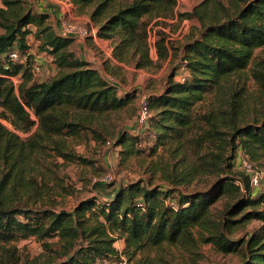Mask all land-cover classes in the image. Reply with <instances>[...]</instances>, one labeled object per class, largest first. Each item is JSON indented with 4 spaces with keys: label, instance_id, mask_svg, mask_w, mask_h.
<instances>
[{
    "label": "trees",
    "instance_id": "1",
    "mask_svg": "<svg viewBox=\"0 0 264 264\" xmlns=\"http://www.w3.org/2000/svg\"><path fill=\"white\" fill-rule=\"evenodd\" d=\"M73 1L94 6L91 17L100 36L111 40L118 61L148 68L161 66L169 56L167 35L160 31L159 60L152 58L149 32L157 18L174 14L177 0ZM188 15L200 22L184 44L182 63L189 74L176 80L177 73H171L163 91L149 97L147 124L119 130L116 138V145L129 150L139 144L140 134L152 130L153 151H170L152 170L164 183L139 179L118 187L107 201L90 196L68 211L38 205L46 190L41 191L36 178L27 177L30 162L48 153L49 143L56 156L81 159L58 137L79 135L94 123L102 126L92 129L95 137L114 134L123 113L132 114L136 92L122 90L80 57L73 47L76 37L59 34L49 12L34 11L27 0H3L0 116L23 131H31L36 122L38 128L22 138L0 123V243L33 236L51 250L47 240L58 238V248L50 254L23 264H98L121 255L118 239L130 259L166 243H211L221 253L237 254L236 264H264V182L252 188L250 174L235 163L241 153L264 157V106L250 110L255 96L246 86L254 80L264 97V0H203ZM30 34L56 65L49 79L34 76ZM14 50L19 61L10 56ZM234 76L242 81L240 87L233 84ZM211 93L219 104L216 113L198 114L195 106ZM223 126L229 131L223 132ZM200 173L216 177L212 189L179 190ZM253 220L261 222L258 228L236 236ZM14 256L8 249L0 264H18Z\"/></svg>",
    "mask_w": 264,
    "mask_h": 264
},
{
    "label": "rangeland",
    "instance_id": "2",
    "mask_svg": "<svg viewBox=\"0 0 264 264\" xmlns=\"http://www.w3.org/2000/svg\"><path fill=\"white\" fill-rule=\"evenodd\" d=\"M57 0H27L28 5L33 8L34 11H48V5ZM123 1V0H119ZM203 0H177L174 14L170 16H161L156 19L158 23L152 22L149 32V42L151 47V56L155 61L159 60L158 47L156 45L157 40L160 38V31H163L167 35V44L169 47V56L162 60L161 66L152 65L148 68L137 67L133 63H124L121 68L115 64L112 74L120 72V79L123 87L127 90H133L136 92L133 107L130 109L131 115L123 113L124 118L118 122L116 131L112 135H105V138L95 137L92 132L93 128L101 129L100 123H94L91 128L84 129L81 134L72 136L64 135L63 138H59L65 143L66 148L76 153V155L82 157L81 159H66L55 155V150L51 148L52 143H49V147L46 148L47 152L38 155L37 159L30 162V169L27 172V177L32 179L36 178L39 182V187L42 196H39V206L43 208L52 209H65L72 211L77 204L88 197L98 196L99 200L107 201L108 197L115 192V190L121 185L127 183L145 179V182L153 179L154 183L163 184L164 180L160 179L158 175L153 177L152 170L155 167L154 164L160 163V159H168L170 151L167 148L159 147L157 151H153L155 143L154 133L151 130L146 131L144 134H140L141 140L137 145H131V151L126 150L123 145H116L117 133L119 130L129 128L135 130V126L138 124V112H139V94L144 91L151 95L153 93H161L165 88L168 81V76L174 71L177 73L175 79H183L189 74L186 67H183L182 58L184 57V44L187 42V37L191 34L197 33V25L199 20L196 17L189 16L188 14L193 12L194 9ZM226 1V0H225ZM62 5L65 0H58ZM73 2V8L71 13L68 14V9L64 7V17L77 20L82 14H85L91 21L96 22L91 17V12L94 8L92 4L82 5L80 10L77 3ZM0 6H3V0H0ZM59 7V6H58ZM61 9V8H59ZM52 24V21H50ZM81 24L91 27L90 23L79 21ZM56 31H60V27H56L53 21ZM31 28H34L33 24H30ZM100 39L98 48H92L95 52L96 58L94 60L99 61L104 68L107 67V61L112 54L111 40L102 37ZM30 44V52L33 55L34 64H39L41 70L34 74L38 80L49 79L56 73V65L52 60H49V54L38 49L39 41L30 34L28 36ZM106 42V43H105ZM174 45V46H172ZM102 48V49H101ZM89 49V48H87ZM79 51V50H78ZM107 51V52H106ZM258 57L263 54V50H257ZM256 57V58H258ZM38 59H42L41 63ZM19 61V60H18ZM251 71V66L248 67L244 74L248 75ZM110 74V71L108 72ZM244 77V76H243ZM247 78V77H246ZM248 81V80H247ZM19 79L17 84H19ZM234 85H242L237 76L232 79ZM249 95L254 94V99L248 104L251 111L259 109L264 106L263 93H260V87L255 84L254 80H249L246 84ZM240 87V86H239ZM138 91V92H137ZM132 106V105H131ZM219 104L215 102V95L211 93L207 98L198 103L195 106V111L199 114L208 113L213 111L216 113ZM1 112V108H0ZM195 112V113H196ZM153 113L154 110H153ZM219 113V110H218ZM252 114L247 112V116L251 118ZM33 118L38 120L37 116L33 114ZM110 123V121H107ZM113 122V121H112ZM0 123H2L9 130L15 131L22 138L30 137L38 128V123L33 126L31 131H23L16 128L12 121L8 118L0 116ZM223 132H228L229 129L225 126L221 129ZM131 131V132H133ZM142 132V131H141ZM228 134V133H227ZM229 136V135H227ZM111 142V145L108 144ZM130 142V141H129ZM239 151L237 152L238 155ZM254 164L258 168L264 171V157L259 159H253ZM239 161H235L236 168H238ZM215 176L211 173H200L193 182L189 184L180 185V191H203L208 188H213ZM105 183V184H104ZM263 189V188H262ZM218 207H222V203H218ZM261 222L257 220L251 221L245 228L242 229L236 236L243 235L245 232L254 231V229L260 226ZM58 238L53 237L48 239L50 242L51 250L47 249L44 244L37 240L35 237L22 238L12 241L10 243H0V255L3 252L8 253V249L14 250V258L18 257V264H23L24 260H33L41 257L42 255H48L52 250L58 248ZM116 247L120 250L121 255L118 257H111L104 261H100L98 264H114L120 260H124L125 264H147V261L151 259L150 264H236L240 258L237 254H224L217 251L211 243H199L192 247H185L182 244H164L158 249H148L145 252H139L130 259L128 255L123 252L124 242L122 239L116 241ZM10 252V251H9ZM40 259H43L40 258ZM154 262V263H153Z\"/></svg>",
    "mask_w": 264,
    "mask_h": 264
},
{
    "label": "built area",
    "instance_id": "3",
    "mask_svg": "<svg viewBox=\"0 0 264 264\" xmlns=\"http://www.w3.org/2000/svg\"><path fill=\"white\" fill-rule=\"evenodd\" d=\"M68 6V14L71 13L72 3L70 0H66ZM60 31L59 34L63 36H73L78 39L86 40L87 38H95L100 40L102 37L100 36L98 28L87 27L81 24L79 21L72 20L71 18L62 17L60 20ZM10 56L13 60L18 61L21 59L18 50H14L10 53ZM185 67V66H183ZM41 70V66L39 64L33 65L34 73ZM18 78H15V82H17ZM110 81L115 82V78L112 76L109 77ZM150 95L146 92L142 91L139 94V112H138V124L141 126L143 124H147L149 117L151 115L150 109ZM108 144L111 145V142L108 141ZM237 160L239 161L238 167L244 170L246 173H249L251 176V186L252 188H258L264 182V171L258 166H256L247 154L241 153L239 154ZM114 264H125L124 260H120L115 262Z\"/></svg>",
    "mask_w": 264,
    "mask_h": 264
},
{
    "label": "crops",
    "instance_id": "4",
    "mask_svg": "<svg viewBox=\"0 0 264 264\" xmlns=\"http://www.w3.org/2000/svg\"><path fill=\"white\" fill-rule=\"evenodd\" d=\"M70 1L72 3V6H73V2H72L73 0H70ZM82 5H85V4L77 3V6L76 7H78L81 10L82 9L81 8ZM66 6H68V3L66 2V0H65V2H62V5L57 0V1L52 2L51 4H49L47 6L48 7L47 9H48V11L50 13L49 20L52 21V24H53V21H54L57 28L60 26V20H61V18L64 17V7L66 8ZM59 8H61V9H59ZM45 12H47V10ZM77 20H79L81 22H85V23H90V26L92 28H98V23L91 21L90 18L87 17L85 14H82L79 17H77ZM101 40L103 41L102 38H101ZM99 43H100V41L98 39H95V38H87L86 40H82V39L76 38L75 39V42L73 44V47L76 50L77 54L80 55V57L88 60L95 67L100 68L102 70L103 75L105 77H107L108 79L111 76H114L115 77V75L117 77H120L121 76V75H119L120 72H116L115 75L112 74V73H114L112 68L114 67L115 64L119 65L118 68H121L120 66H123L124 63L118 61L116 58H114V56H109V58H108V61H107L108 70L106 69L107 67L104 68V66L99 61L94 60L96 58V56L94 55L95 52L92 51V49L90 47H92V48H98ZM87 48H89V49H87ZM47 57L49 58V60H52V62H54L53 61V58L51 56L48 55V56H46V58ZM38 60L41 63H43V60L42 59H38ZM109 71H110V74L108 73ZM117 77H116V80H115L116 84H118L122 88V90H127V88L123 87V85L120 82V79L117 78Z\"/></svg>",
    "mask_w": 264,
    "mask_h": 264
}]
</instances>
